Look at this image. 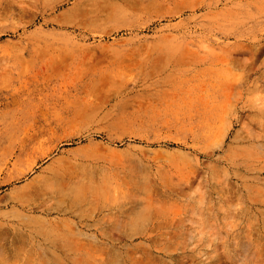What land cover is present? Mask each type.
<instances>
[{
    "label": "rangeland",
    "instance_id": "obj_1",
    "mask_svg": "<svg viewBox=\"0 0 264 264\" xmlns=\"http://www.w3.org/2000/svg\"><path fill=\"white\" fill-rule=\"evenodd\" d=\"M0 264H264V0H0Z\"/></svg>",
    "mask_w": 264,
    "mask_h": 264
},
{
    "label": "bare ground",
    "instance_id": "obj_2",
    "mask_svg": "<svg viewBox=\"0 0 264 264\" xmlns=\"http://www.w3.org/2000/svg\"><path fill=\"white\" fill-rule=\"evenodd\" d=\"M102 260V259H101ZM104 260H105V258H104Z\"/></svg>",
    "mask_w": 264,
    "mask_h": 264
}]
</instances>
